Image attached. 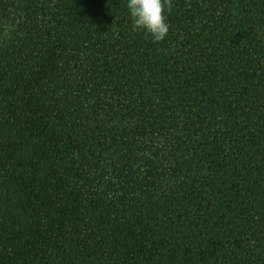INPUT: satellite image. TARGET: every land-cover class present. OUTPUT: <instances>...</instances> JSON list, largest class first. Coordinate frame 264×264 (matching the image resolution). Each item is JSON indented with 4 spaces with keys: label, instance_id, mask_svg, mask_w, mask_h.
I'll return each instance as SVG.
<instances>
[{
    "label": "trees",
    "instance_id": "16d2710c",
    "mask_svg": "<svg viewBox=\"0 0 264 264\" xmlns=\"http://www.w3.org/2000/svg\"><path fill=\"white\" fill-rule=\"evenodd\" d=\"M0 0V264H264V0Z\"/></svg>",
    "mask_w": 264,
    "mask_h": 264
},
{
    "label": "clouds",
    "instance_id": "9594fccd",
    "mask_svg": "<svg viewBox=\"0 0 264 264\" xmlns=\"http://www.w3.org/2000/svg\"><path fill=\"white\" fill-rule=\"evenodd\" d=\"M133 30H146L155 42L164 40L169 31L165 11H171V0H127Z\"/></svg>",
    "mask_w": 264,
    "mask_h": 264
}]
</instances>
